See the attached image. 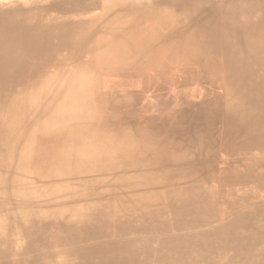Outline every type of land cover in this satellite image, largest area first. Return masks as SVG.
I'll list each match as a JSON object with an SVG mask.
<instances>
[{"label": "bare ground", "instance_id": "obj_1", "mask_svg": "<svg viewBox=\"0 0 264 264\" xmlns=\"http://www.w3.org/2000/svg\"><path fill=\"white\" fill-rule=\"evenodd\" d=\"M0 264H264V0H0Z\"/></svg>", "mask_w": 264, "mask_h": 264}]
</instances>
